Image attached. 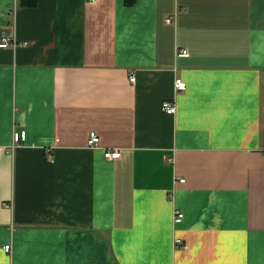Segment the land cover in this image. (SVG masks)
Segmentation results:
<instances>
[{
  "label": "crops",
  "instance_id": "crops-1",
  "mask_svg": "<svg viewBox=\"0 0 264 264\" xmlns=\"http://www.w3.org/2000/svg\"><path fill=\"white\" fill-rule=\"evenodd\" d=\"M4 33L0 264H264V0H0Z\"/></svg>",
  "mask_w": 264,
  "mask_h": 264
},
{
  "label": "built area",
  "instance_id": "built-area-1",
  "mask_svg": "<svg viewBox=\"0 0 264 264\" xmlns=\"http://www.w3.org/2000/svg\"><path fill=\"white\" fill-rule=\"evenodd\" d=\"M90 1H98V0H90ZM173 19H168V22H172ZM21 45H28V43H20L18 41V39L16 37H11L9 35H7L6 33H4L0 39V49H4V48H9V47H13V48H17L18 46ZM178 55L181 57H188L189 51L186 49H182L178 52ZM132 82H135V77L132 76L130 79ZM175 89L176 91L180 92V91H184L186 90V83L180 79H178L175 83ZM162 111L165 112L166 114L169 115H174L176 113V106L174 104L173 101H164L162 103ZM26 140V132L24 130H15L14 132V146L16 145H20L22 144L24 141ZM100 144V137L97 133L92 132L90 135V139L88 141V145L90 147H98ZM121 154H120V150L118 149H109L107 151H105V158L109 159V160H114V159H118L120 158ZM184 218V214L180 211H175L174 213V223H180L182 221V219ZM182 243L181 240H176V244H180ZM185 248L188 249V245H185ZM4 250L6 253L10 254L12 253V245L11 244H7L4 247Z\"/></svg>",
  "mask_w": 264,
  "mask_h": 264
},
{
  "label": "trees",
  "instance_id": "trees-1",
  "mask_svg": "<svg viewBox=\"0 0 264 264\" xmlns=\"http://www.w3.org/2000/svg\"><path fill=\"white\" fill-rule=\"evenodd\" d=\"M21 4L28 7H34L37 5L38 0H20ZM128 3H133V0H128Z\"/></svg>",
  "mask_w": 264,
  "mask_h": 264
}]
</instances>
